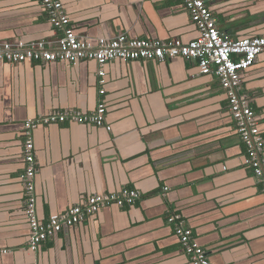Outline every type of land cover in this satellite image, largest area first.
<instances>
[{
    "label": "crops",
    "instance_id": "crops-1",
    "mask_svg": "<svg viewBox=\"0 0 264 264\" xmlns=\"http://www.w3.org/2000/svg\"><path fill=\"white\" fill-rule=\"evenodd\" d=\"M229 40L264 36V0H205ZM76 35L189 43L199 37L182 0H61ZM38 0H0V42L50 41ZM100 97L95 61L0 64V264H192L184 224L212 264H264V193L246 165L228 98L193 60L113 61ZM264 137V53L242 75ZM106 106V126L34 131L37 210L47 222L93 195H142L29 249L24 125L53 111ZM111 127V131L107 129ZM175 218V223L170 219Z\"/></svg>",
    "mask_w": 264,
    "mask_h": 264
},
{
    "label": "built area",
    "instance_id": "built-area-1",
    "mask_svg": "<svg viewBox=\"0 0 264 264\" xmlns=\"http://www.w3.org/2000/svg\"><path fill=\"white\" fill-rule=\"evenodd\" d=\"M47 11L54 29L62 33L56 45L50 41L0 42V64H49L54 62L77 63L95 61L99 66L100 97L105 94L104 67L113 61L164 62L177 58L193 60L203 75L216 77L228 98L229 110L238 136L246 146V165L252 170L256 182L264 193V137L250 97L243 92L242 75L264 53V36L227 39L219 30L217 20L205 0H182L188 9L199 37L189 43L181 40L129 39L126 35L115 38H100L92 42L88 37L76 35L70 26L61 0H38ZM106 126V106L98 102L90 113L79 110L53 111L48 116L31 119L24 125L23 180L27 196L26 215L30 225L29 249L37 252L42 243L87 221L103 209L117 205L131 207L142 197L136 190L127 189L119 195H93L67 212L41 221L37 210L36 176L39 172L36 160L34 131L40 125L67 124ZM111 131V127H107ZM170 223L176 219L171 218ZM180 244L192 264H212L206 250L198 243L193 232L184 224L176 226ZM10 251L0 249V256Z\"/></svg>",
    "mask_w": 264,
    "mask_h": 264
}]
</instances>
